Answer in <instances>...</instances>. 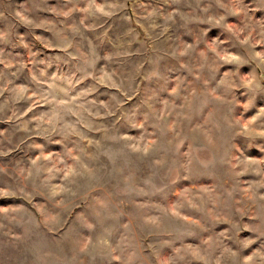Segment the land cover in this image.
I'll return each instance as SVG.
<instances>
[{
  "label": "clouds",
  "instance_id": "9594fccd",
  "mask_svg": "<svg viewBox=\"0 0 264 264\" xmlns=\"http://www.w3.org/2000/svg\"><path fill=\"white\" fill-rule=\"evenodd\" d=\"M0 264H264V0H0Z\"/></svg>",
  "mask_w": 264,
  "mask_h": 264
}]
</instances>
